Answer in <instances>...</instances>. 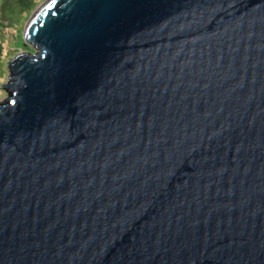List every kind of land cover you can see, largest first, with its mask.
I'll return each instance as SVG.
<instances>
[{
  "label": "water",
  "instance_id": "1",
  "mask_svg": "<svg viewBox=\"0 0 264 264\" xmlns=\"http://www.w3.org/2000/svg\"><path fill=\"white\" fill-rule=\"evenodd\" d=\"M0 102V264H264V0H48Z\"/></svg>",
  "mask_w": 264,
  "mask_h": 264
},
{
  "label": "rangeland",
  "instance_id": "2",
  "mask_svg": "<svg viewBox=\"0 0 264 264\" xmlns=\"http://www.w3.org/2000/svg\"><path fill=\"white\" fill-rule=\"evenodd\" d=\"M48 0H38L36 7L28 14H24L20 22L14 25L5 23L3 27L2 51L0 53V102L7 97V92L3 84L9 80L8 62L21 51H32L29 45L23 39V33L30 18L35 14L43 4ZM31 48V47H30Z\"/></svg>",
  "mask_w": 264,
  "mask_h": 264
},
{
  "label": "trees",
  "instance_id": "3",
  "mask_svg": "<svg viewBox=\"0 0 264 264\" xmlns=\"http://www.w3.org/2000/svg\"><path fill=\"white\" fill-rule=\"evenodd\" d=\"M38 0H0V53L2 51L3 27L20 22L24 14L36 7ZM29 49H31L29 47Z\"/></svg>",
  "mask_w": 264,
  "mask_h": 264
}]
</instances>
